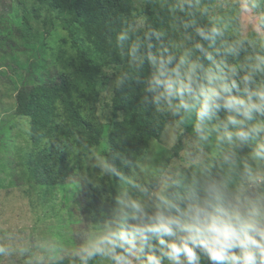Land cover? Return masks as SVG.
<instances>
[{"label": "trees", "instance_id": "16d2710c", "mask_svg": "<svg viewBox=\"0 0 264 264\" xmlns=\"http://www.w3.org/2000/svg\"><path fill=\"white\" fill-rule=\"evenodd\" d=\"M143 1L141 6H136L134 0H10L8 7L14 8V19L20 18L22 24L13 27L9 16L6 26L3 25L5 16L0 12L3 54L25 50L18 41L27 43L35 36L30 20L38 22L45 35L58 24L71 39L73 53L56 57L52 63L58 68L53 75L45 82L21 86L15 96V115L30 120L31 138L39 145L25 160L36 185H64L76 174L73 158L100 144L103 127L97 120L95 107L106 84L103 67H124L114 89L106 149L102 151L111 181L99 186L86 183L81 192L82 215L94 227L113 218L118 210L115 183L131 175L149 142L159 140L165 128L167 115L156 100L159 90L153 88L160 58L172 56L169 67L174 68L186 55L190 63L200 60L206 70L212 63L204 52L194 47L197 43H203L218 62L244 69L255 65L257 56H264L262 46L255 40L241 38L231 30L228 17L218 22L212 20L208 14L212 0H199V3L191 0V5L189 0ZM256 12L264 28V0ZM200 28L212 38L204 40L199 36L197 29ZM213 28L220 34L213 33ZM232 47L238 49V55L230 53ZM244 74L241 71V76ZM255 79L253 88L264 84V75L257 74ZM233 94L244 95L235 91ZM227 115L228 111L223 108L216 114L210 113V118L220 123L219 131L223 133ZM262 120L258 114L254 115L248 125L251 127ZM229 130L235 131V128L229 125ZM181 149L182 142L178 140L171 156L176 157ZM210 184L226 187L222 172L216 166L186 176L170 189L167 198L186 207L189 200L201 201ZM146 212L154 215L156 210ZM136 217L143 218L141 214ZM152 243L158 249V241L153 239ZM52 264H85V260L69 258ZM201 264H208L202 255Z\"/></svg>", "mask_w": 264, "mask_h": 264}, {"label": "rangeland", "instance_id": "374dc122", "mask_svg": "<svg viewBox=\"0 0 264 264\" xmlns=\"http://www.w3.org/2000/svg\"><path fill=\"white\" fill-rule=\"evenodd\" d=\"M261 0H212L208 14L214 22L229 20L231 30L241 38L250 37L264 51V28L256 8ZM143 0H134L141 6ZM10 0H0L2 21L6 26H21L14 19ZM231 15V16H230ZM35 36L30 42L19 40L25 50L20 53L0 51V264H52L62 259L84 257L83 248L97 239L105 228L115 225L125 213L129 224L139 211L130 206L135 200L145 211L156 210L161 196L167 197L172 187L188 175L218 167L227 191L246 205L264 197V155H256L260 136L255 133L247 143L221 140L220 123L206 117L200 122L196 111L189 115L181 109L176 113L161 100L159 108L167 115L159 140H151L146 153L137 161L131 175L115 183L118 210L105 224L94 227L82 215L83 185L99 186L111 181L102 151L112 117V97L124 67H103L106 84L95 107L98 122L103 127L100 144L73 158L75 176L64 185H36L30 178L26 155L39 148L32 140L31 122L15 115L17 91L23 85L45 82L56 71L55 59L61 53H73L67 31L58 24L45 35L41 25L30 20ZM142 20L139 25L142 26ZM182 44V42H180ZM21 46V48H22ZM175 103V102H174ZM230 131V130H229ZM181 140L182 149L172 157V147ZM76 153L74 151L71 155ZM246 169L251 170V177ZM122 251L120 249L117 250ZM88 264H115L99 254L86 259ZM133 264L140 261L133 260ZM164 264H168L165 259Z\"/></svg>", "mask_w": 264, "mask_h": 264}, {"label": "clouds", "instance_id": "9594fccd", "mask_svg": "<svg viewBox=\"0 0 264 264\" xmlns=\"http://www.w3.org/2000/svg\"><path fill=\"white\" fill-rule=\"evenodd\" d=\"M212 32L220 34L216 28ZM197 33L204 40L212 38L202 28ZM194 47L205 53L212 67L205 70L200 60L190 63L185 55L170 68L173 57L162 56L153 82V88L159 90L157 103L166 100L176 113L183 109L190 115L195 110L200 122L210 118V113L226 109L225 132L220 139L226 138L229 143L234 138L247 143L253 133H264V120L248 125L254 115L264 118V84L252 87L257 83L256 75H264V56H257V63L244 69L218 62L203 43ZM229 51L238 55L236 47ZM241 71L245 72L243 76ZM234 91L244 95H235ZM229 125L235 131H228ZM255 154L264 155V136H260ZM246 172L251 177V170ZM205 192L201 201L189 200L186 207L161 196L154 215H149L139 202L131 201L130 206L143 218L137 220L133 214L130 218L137 222L129 225L125 213L83 248L84 257L93 259L99 254L115 264H133L134 259L140 264H164L165 259L168 264H201L202 255L208 264H264V197L246 205L232 197L226 187L210 184ZM153 239L158 241V249ZM3 250L0 247V252Z\"/></svg>", "mask_w": 264, "mask_h": 264}]
</instances>
